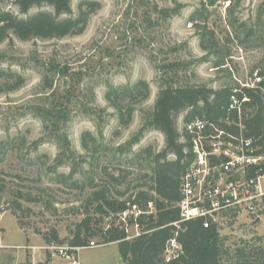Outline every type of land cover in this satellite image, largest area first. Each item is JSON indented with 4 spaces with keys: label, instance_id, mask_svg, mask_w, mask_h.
Segmentation results:
<instances>
[{
    "label": "rangeland",
    "instance_id": "rangeland-1",
    "mask_svg": "<svg viewBox=\"0 0 264 264\" xmlns=\"http://www.w3.org/2000/svg\"><path fill=\"white\" fill-rule=\"evenodd\" d=\"M87 1L99 5L80 33L0 43V244L9 245L0 247V264H66L43 248L52 229L66 244L82 218H99L93 192L128 199L149 188V157L164 136L146 124L162 79L240 88L252 69H264V0H71L73 14ZM0 10L25 15L13 0H0ZM38 10L51 7L29 13ZM42 108L66 111L57 131L69 148L44 127ZM258 215L220 213L224 245L262 250L264 202ZM100 224L124 227L117 215ZM125 227L129 238L140 231ZM90 240L97 246L79 252L82 264H127L117 243Z\"/></svg>",
    "mask_w": 264,
    "mask_h": 264
},
{
    "label": "trees",
    "instance_id": "trees-1",
    "mask_svg": "<svg viewBox=\"0 0 264 264\" xmlns=\"http://www.w3.org/2000/svg\"><path fill=\"white\" fill-rule=\"evenodd\" d=\"M13 2L19 12L25 15L19 16L9 10H0V43L12 37L22 41L34 38L45 40L80 33L84 30L89 13L99 5L97 2L87 1L86 9L80 8L76 15L73 14L71 0H13ZM208 2L211 4L214 0ZM42 4L49 5L51 10L29 13L32 7ZM262 43L264 45L263 36ZM218 52H214L219 59L215 62L216 65L222 59ZM260 73L263 76L261 85L264 89V69ZM162 80L163 84L157 91L146 124L147 128L157 130L164 136L163 148L151 153L149 157V188L139 190L128 199L109 196L106 190L93 192L88 202L91 205L95 203L94 212L100 216L96 220L91 214L82 218L75 226L73 237L68 244L85 245L92 236L97 235L103 243H117L119 255L127 264H264V247L257 250L244 246L231 251L224 245L216 222H210L208 227H204L202 224L204 217L181 220L180 208L177 205L181 199V177L193 160L190 137L178 129V115L184 113V122L202 118L219 121L221 126H227L222 119L227 115L232 87L182 85L177 84L176 79L168 77ZM140 84L148 90L146 82ZM242 90L250 99L244 104V111L252 112L254 115L248 119L256 123L264 114V94L257 88L243 87ZM145 96L146 94H143L141 99ZM132 109L129 108V115ZM41 110L40 118L44 121V127L51 132L55 130L57 138L66 142L69 148L64 133L57 131L59 125L69 120L66 111L63 108ZM250 122L249 125L254 131L256 124ZM47 123L51 124L50 128ZM181 137H184V141ZM133 141H138V138ZM170 154L174 155V158H169ZM130 204H137L140 212L136 218L130 217V220H127V224L130 221L140 229L137 235L127 238L125 226L112 224L107 228L101 226L102 216L116 218V215L127 209ZM149 205H152V209ZM173 237L180 244L181 251L177 257L165 261L164 249L166 243ZM45 241L58 243L57 231L52 229Z\"/></svg>",
    "mask_w": 264,
    "mask_h": 264
},
{
    "label": "built area",
    "instance_id": "built-area-1",
    "mask_svg": "<svg viewBox=\"0 0 264 264\" xmlns=\"http://www.w3.org/2000/svg\"><path fill=\"white\" fill-rule=\"evenodd\" d=\"M229 3L230 0H226V4ZM237 52L244 54L242 47H237ZM262 80L259 69L254 68L246 76L244 86L232 88L227 115L222 119L227 126L202 118L183 123L181 132L190 137L193 160L181 177V199L177 204L181 220L204 217L202 224L208 227L210 222L217 221L220 213L226 211L259 217L264 202V114L256 123L249 121L248 117L254 114L244 111V104L250 99L242 88H257L264 94ZM249 122L256 124L254 131ZM137 213V204H130L117 214V219L127 226L128 217ZM8 246L0 244V247ZM95 246V241L90 240L85 245L51 242L43 248L49 256L59 257L68 264H81L79 252ZM24 247L34 249L33 246ZM180 251L176 238H171L164 249L165 261L177 257Z\"/></svg>",
    "mask_w": 264,
    "mask_h": 264
},
{
    "label": "crops",
    "instance_id": "crops-1",
    "mask_svg": "<svg viewBox=\"0 0 264 264\" xmlns=\"http://www.w3.org/2000/svg\"><path fill=\"white\" fill-rule=\"evenodd\" d=\"M259 218V217H258ZM64 261V260H63ZM60 262V260H57V262L56 263H59ZM65 263H66V261H64ZM61 263V262H60ZM32 264H33V262H32ZM62 264V263H61ZM67 264V263H66ZM82 264V263H81Z\"/></svg>",
    "mask_w": 264,
    "mask_h": 264
}]
</instances>
